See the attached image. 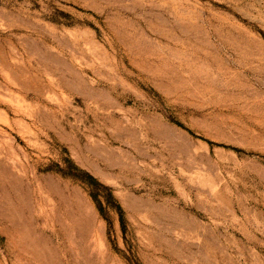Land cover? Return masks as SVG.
<instances>
[{"label":"rangeland","instance_id":"1","mask_svg":"<svg viewBox=\"0 0 264 264\" xmlns=\"http://www.w3.org/2000/svg\"><path fill=\"white\" fill-rule=\"evenodd\" d=\"M0 264H264V0H0Z\"/></svg>","mask_w":264,"mask_h":264}]
</instances>
